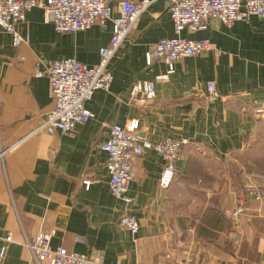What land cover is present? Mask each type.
Segmentation results:
<instances>
[{
    "label": "crops",
    "instance_id": "1",
    "mask_svg": "<svg viewBox=\"0 0 264 264\" xmlns=\"http://www.w3.org/2000/svg\"><path fill=\"white\" fill-rule=\"evenodd\" d=\"M119 1L108 3L115 8ZM16 30L25 41L17 47L0 31V151L9 150L0 158V252L12 240L0 264H36L24 242L51 231L52 249L98 253L104 264H264V198L255 201L244 190L264 176V111L256 113L264 109V18L229 28L213 19L205 31H182L184 38L209 40L212 49L178 60L168 80L158 81L166 67L146 66L145 54L175 34L167 1L154 0L118 47L110 88L86 103L92 119L71 135L39 129L52 107L45 73L49 63L68 58L97 65L112 25L58 34L34 8ZM142 81H154L156 96L132 104L128 91ZM208 81L219 94L215 101L205 98ZM131 121L153 143L184 144L166 191L158 188L157 153L133 159L134 205L127 209L109 191L107 155L98 144L108 140L111 125ZM197 195L203 201L196 213ZM237 202L245 211L228 220ZM125 214L139 224L136 237L118 225Z\"/></svg>",
    "mask_w": 264,
    "mask_h": 264
},
{
    "label": "built area",
    "instance_id": "2",
    "mask_svg": "<svg viewBox=\"0 0 264 264\" xmlns=\"http://www.w3.org/2000/svg\"><path fill=\"white\" fill-rule=\"evenodd\" d=\"M168 14L175 37L165 38L153 44L145 54L146 66L160 62L166 67L164 74L155 77L158 81H167L174 72V64L186 57H196L212 49L209 40H193L181 37L182 31L188 33L202 32L208 29L210 20H217L229 28L237 22H248L251 17L264 18V0H166ZM154 0H121L111 7L108 0H0V31L10 36L12 45L17 47L25 41L16 30V25L23 23L26 15L34 8L44 11L45 22L52 25L58 34L84 32L92 26L112 25L108 44L99 50V61L94 67H87L73 58L49 63L45 73L49 83L51 109L46 113L39 129L48 134L59 132L71 135L78 125L92 119L86 103L98 91H107L112 83V59L118 47L126 40L138 19ZM36 76H43L36 71ZM208 101L219 98L215 83H205ZM156 96L155 84L142 81L134 83L129 91V101L135 105H144ZM264 109L256 110L261 114ZM184 144L171 138L158 143L151 142L139 135V124L131 121L128 125H111L108 140L98 144V149L107 155L106 170L109 175L111 195L125 203L127 209L134 205L128 195L129 184L133 177L132 161L147 151L159 155L163 167L158 179L160 191H166L176 176L175 164ZM9 150L0 151V158ZM85 189L89 182L84 181ZM247 197L260 201L264 198V176L257 185L245 187ZM245 211L243 203L237 202L226 218L236 221ZM118 225L121 229L136 237L139 231L137 220L127 214L123 215ZM54 232L39 233L32 241L26 240L24 246L36 264H104L98 253L76 254L63 247L52 249L51 238ZM6 246L1 249L0 257L6 252L11 238L5 239ZM177 247L183 248L178 241Z\"/></svg>",
    "mask_w": 264,
    "mask_h": 264
},
{
    "label": "rangeland",
    "instance_id": "3",
    "mask_svg": "<svg viewBox=\"0 0 264 264\" xmlns=\"http://www.w3.org/2000/svg\"><path fill=\"white\" fill-rule=\"evenodd\" d=\"M209 166H211V163L208 164ZM216 164H213V168H215ZM196 194H199V192H196ZM196 203L197 205L195 206V212L197 213L198 209H199V205H201L202 201H203V197H199L198 195L196 196Z\"/></svg>",
    "mask_w": 264,
    "mask_h": 264
}]
</instances>
